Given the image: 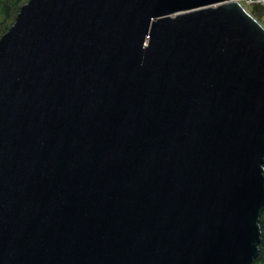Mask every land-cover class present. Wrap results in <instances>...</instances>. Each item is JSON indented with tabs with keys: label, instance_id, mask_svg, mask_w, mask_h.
<instances>
[{
	"label": "water",
	"instance_id": "obj_1",
	"mask_svg": "<svg viewBox=\"0 0 264 264\" xmlns=\"http://www.w3.org/2000/svg\"><path fill=\"white\" fill-rule=\"evenodd\" d=\"M263 165L234 0H28L0 37V264H251Z\"/></svg>",
	"mask_w": 264,
	"mask_h": 264
},
{
	"label": "trees",
	"instance_id": "obj_2",
	"mask_svg": "<svg viewBox=\"0 0 264 264\" xmlns=\"http://www.w3.org/2000/svg\"><path fill=\"white\" fill-rule=\"evenodd\" d=\"M27 1L28 0H0V26H1V24L4 25V23H6L10 18H12V23H11V25H12L14 20H15L16 15L19 11V8L24 3H26ZM9 27H6L5 29L3 28L0 37L9 29ZM259 224H260V230H261V239L263 238V240L260 241L259 246H258V248L260 250V252L258 253V256L256 257V259L253 260V262L251 264H259L260 256L264 255V248H263V246H264V232H263L264 229H263L261 220H260ZM262 263L264 264V258H263V261L261 262V264Z\"/></svg>",
	"mask_w": 264,
	"mask_h": 264
},
{
	"label": "rangeland",
	"instance_id": "obj_3",
	"mask_svg": "<svg viewBox=\"0 0 264 264\" xmlns=\"http://www.w3.org/2000/svg\"><path fill=\"white\" fill-rule=\"evenodd\" d=\"M244 8L251 14V16L254 19H256L258 22H260L261 16L264 14V10L262 8H260L259 6H244ZM11 23H12V18H10L6 23H4V25L1 24V26H0V35L2 33L3 28L5 29L6 27H9L11 25ZM260 220L262 222V226H263V229H264V209H263L262 214L260 216ZM259 226H260V224H259ZM263 248H264V246H263ZM263 258H264V256H263ZM260 264H261V262H260Z\"/></svg>",
	"mask_w": 264,
	"mask_h": 264
},
{
	"label": "built area",
	"instance_id": "obj_4",
	"mask_svg": "<svg viewBox=\"0 0 264 264\" xmlns=\"http://www.w3.org/2000/svg\"><path fill=\"white\" fill-rule=\"evenodd\" d=\"M234 1L239 3L243 8H244V6H259L260 8H262L264 10V0H234ZM246 12L248 14H250L247 10H246Z\"/></svg>",
	"mask_w": 264,
	"mask_h": 264
},
{
	"label": "flooded vegetation",
	"instance_id": "obj_5",
	"mask_svg": "<svg viewBox=\"0 0 264 264\" xmlns=\"http://www.w3.org/2000/svg\"><path fill=\"white\" fill-rule=\"evenodd\" d=\"M261 240H263V238H262ZM259 252H260V250H259ZM263 256H264V255L260 256V262L263 261ZM260 262H259V264H260Z\"/></svg>",
	"mask_w": 264,
	"mask_h": 264
}]
</instances>
